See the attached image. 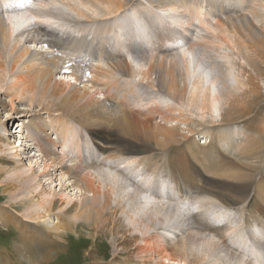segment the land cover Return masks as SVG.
Segmentation results:
<instances>
[{
  "label": "rangeland",
  "instance_id": "obj_1",
  "mask_svg": "<svg viewBox=\"0 0 264 264\" xmlns=\"http://www.w3.org/2000/svg\"><path fill=\"white\" fill-rule=\"evenodd\" d=\"M127 1L128 7L121 11L116 19L109 16L104 20L108 26L112 25L110 30L99 29L101 25L99 23L96 25L91 21L88 23L80 22L81 25L89 26L88 30L91 27V31L84 35V33L81 34L75 30L76 33L72 32L73 37L77 41L79 40L81 45L87 44L78 47L80 51L77 53L69 50L63 51V57L67 62L65 65H61L68 68L72 67L68 65V60L74 56V58L82 60L79 62L84 63L88 68L99 66L108 70L111 59L102 58L98 50L103 45V48L106 47L109 50L108 53L103 54L104 56H111L117 61L123 58L133 67L134 72L130 77L116 75L114 79L109 81L108 85L103 81L102 84L93 88V82L89 84L88 82L82 83L83 80L76 81L75 77L71 76L72 72L56 73L54 80L63 83L58 85L60 89H64L66 92L80 91V94L84 91L87 95L80 102H68L60 99L55 101V105L52 106H49L47 102V111L31 104L27 98L21 99L14 89L9 91L10 93L6 92L5 89L0 91V134H4L5 137L8 136V132H5L7 129L5 125H8L9 130L11 129V137L0 146V148H4L3 150L6 149L4 152L7 155L0 154V157H12L14 163L21 166L18 171H10L1 165L3 160L0 159V187L3 185L2 181L10 183L16 180V174L25 171L29 174L33 171V174L40 176L43 185V187L37 188V193H31V195L30 192L22 190L18 193L12 192L11 187L5 188L4 191L0 188V211H3L2 215L5 216L11 211L23 221L25 220L23 223L25 229H21L23 232H17L11 226L8 227L9 225H3L0 222V264H113L117 258V252L120 253L121 264H125L124 262L127 264L145 263L142 256L137 255L138 246L134 241L130 244L123 243L124 238L129 240L132 238H128L130 234L126 232L121 219L118 221L119 227L117 224L115 227L95 230L97 233L92 228H81L83 222L78 220L75 222L78 235L72 234L70 238L60 237L61 233L67 236L68 227L70 229L72 225L70 221L62 223L66 226L64 231L60 229V225L57 230H51L53 226H56L55 224L64 221V219L58 220L56 213H51L53 216L40 222L30 220V213L38 210L37 205L31 206L30 199L39 194L41 188L46 191L47 195L55 192L64 200L70 199L73 202L81 200L80 191L70 187L71 181H68L67 177L61 176V170L57 171L56 174L52 173L51 176L50 174L44 176L45 160L41 155L42 152L38 151L36 145L34 146L35 143L31 140L32 130L29 127L30 123L40 118L43 119V122L45 119L47 124L45 132L47 134L54 130L55 133L51 136L59 143V147L55 150H57V154L66 156L67 165L79 166L89 172L99 170L96 167L108 168L124 175L126 181L133 184L137 182L134 178V168L129 167V170L134 174L127 170V166H125V171L124 169L121 171L122 169L119 170L114 163L117 159L110 161L106 157L107 155L119 156L129 150H141V156L154 155L157 156L155 159L160 161V166L154 171L146 169L144 172L152 176L151 183L148 184V189L151 192L156 191L159 195L165 193V200L173 202L172 199L176 198L174 193L177 192L175 189L177 184L185 187L188 193L205 192L208 197L216 199L218 204L231 207L230 209L234 214L232 220L230 222H216L210 217H213L216 212L219 213L220 207L214 204L206 205V208H203V217H200L198 214L200 210L190 207L191 200L186 201L185 205H187L180 212L175 209L176 217L179 218V222H176L175 226L181 225L180 222L182 221L185 226L183 231L170 228L168 225L173 224L172 221H164L160 224L162 229L154 231L156 238L166 235V238H161L163 243L173 246L183 240L188 233L197 230L201 234L199 240L203 239L202 241H204L207 238L208 242H212L216 248L220 247V250L223 248L224 251L228 248L240 256L244 255V251L250 250V246L244 242L250 241V231H248L245 214L241 213L240 206L247 203L248 211L254 210L256 206L258 208V205L264 207V200L261 196L264 195V179L263 172L260 171L255 182L257 195L253 194L254 192H251L250 187L253 185L255 173L251 171L249 165H246L248 161L243 155L235 156L237 146L235 143L237 141L239 143L244 142L246 136L254 133L253 131L259 127H264V96H262L264 95V0H169L175 3L169 4L168 7L180 6L176 9V14L181 19H192L198 10L205 14H202L205 20L203 24L195 23L189 27H192L194 35L197 33L202 37L205 36V38H201L204 43L195 39L191 32L192 36L187 39L189 42L191 41L190 46L192 45L191 47L196 49L195 54L198 53L195 55L196 61L202 63L203 68L205 67L207 71L209 70L210 76H215L218 81L220 76L228 74L229 70L234 69L237 75L240 72L245 76L248 87H251L250 90L254 88L259 90L256 92L258 94L256 98H253L256 101L252 103L251 109H244V112L238 110L235 117L230 110H226L222 113V119L219 121H214L209 116L202 118V114L194 109L195 106L182 108L180 112H173L167 101L161 99L165 93L160 89L159 82L161 79H166L165 75L161 78V75L155 71L148 75L145 74L150 66H161L165 73L171 72L173 78L182 84L181 71L186 66L183 59L178 61L172 56L176 49L160 52L153 50L159 47V41H155L156 47L152 44L151 47L146 45L145 48L136 42L135 50H140L141 53L135 56L140 65L137 67L133 63V57H131L135 54L129 55L127 50L122 49L120 52L108 47L109 41L113 46L112 33L117 31L118 23L122 20L125 21L126 16L130 14L135 15L137 12V17L141 18L149 16V20L147 19L149 22L145 19L143 21L152 31L153 25L148 24L153 20L150 13H154L155 6L152 9V5L150 6L144 0ZM58 7L65 10L63 6L59 5ZM207 10L210 15H208ZM68 15L77 20V16L73 12L72 14L69 12ZM63 22L65 21L63 20L61 23ZM33 24V27L43 25V27L53 28L51 26L53 24H41L37 21ZM133 24H136V21ZM207 25L215 27L216 33L208 30ZM124 26H126V31L122 30L121 32L124 35L126 32L131 34L130 31L133 30V26ZM26 29L28 30L30 27L26 26L25 29L17 31L13 40L21 38L18 34ZM100 30H104L106 33ZM26 38L27 36L20 43L19 51L27 49L31 52L47 53L52 50L40 44L24 43ZM82 38L88 40L83 41ZM190 38L195 39V42ZM196 43L200 44V46L196 45L200 49L194 46ZM7 64L9 69L11 62L7 61ZM181 67L183 68L181 69ZM18 69L23 70L24 68L18 66ZM14 78L13 74H8L6 87L10 85L12 89V84L15 82ZM88 78L86 77L84 80ZM221 81L222 79L218 83L219 88L225 87L226 82L222 83ZM240 105L241 103H239L238 108L244 107ZM230 114L233 118L229 119ZM38 115H40L39 118ZM2 128L3 132H1ZM167 132H171L173 137L169 138ZM45 143L48 144V142ZM16 151L21 157L14 156ZM106 151L109 153L104 155L103 152ZM95 164L99 165L95 166ZM232 175L237 176V178L232 177ZM165 180H167L165 187L161 189L164 184L162 181ZM95 182L98 184V179ZM47 195L43 197L45 198ZM156 198L157 200L162 199L158 195ZM42 210L40 211L42 212ZM170 212L171 209L168 213ZM164 217L165 215L157 214V219H161V221L164 220ZM151 221L155 222L154 220ZM196 224L200 226V229ZM228 226L231 227L230 231L221 230V228ZM35 227L40 231L49 233L50 241L40 243L30 238L28 228L32 231V228ZM58 243L66 245L65 253L62 252V246L57 245ZM170 251L168 249V252ZM209 256L213 257V252ZM249 259L256 260L257 263L258 255L250 254ZM160 260L161 258L158 256L153 257L152 263L160 262Z\"/></svg>",
  "mask_w": 264,
  "mask_h": 264
},
{
  "label": "bare ground",
  "instance_id": "obj_2",
  "mask_svg": "<svg viewBox=\"0 0 264 264\" xmlns=\"http://www.w3.org/2000/svg\"><path fill=\"white\" fill-rule=\"evenodd\" d=\"M144 1H147L150 6L152 5V9H154L153 6L156 8L154 13H150L153 20L148 24L153 25L151 28L152 31L148 29L149 27H147V24L143 21V19H145V21L149 22V16L145 18L137 17V12H134L135 15L130 14L129 16H126V20L124 19L125 21L122 20V22L118 23L119 26L117 27V31L112 33L114 39L113 46H111L109 41L108 47H112L114 51L118 50L120 52L122 49L127 50L129 55L135 54L131 57H133V63L137 67H140V65L136 61L135 56H138L141 53L140 50H135L137 46L136 42L142 44L145 48L146 45L151 47L152 44L155 45V41H159V47L153 50L160 52H165V50L169 52L176 49L172 56L178 61L179 59H183L187 68L181 67V69L188 70L185 72L184 70L181 71L183 76L182 84L173 78L170 74L171 72L165 73L163 70L164 68L162 69L161 66H150L151 68L149 67L145 73L148 75L152 73V71H155L161 75V78L165 75L166 79H161L159 82L160 89L165 93L164 97L161 99L165 102L167 101L170 108L173 109V112H180L182 108L185 109L195 106L194 109H197L200 114H202V118L209 116L212 120L219 121L222 119V113L226 110H230L235 117L238 110L244 112V109L249 110L253 107L252 103L256 101L254 99L258 95L256 92H259V90L256 88L250 90L251 87H248L245 76L240 72V75L238 73V76L234 72V69H228L229 73L220 76L217 81L215 76H210L208 72L209 70L207 71L205 67L203 68L204 65L202 63L196 61L195 55L198 53L195 54L196 49L191 47L192 45L190 46L191 41L189 42L187 38L194 35L192 27L189 28L190 26L195 25V23L203 24L205 21L203 18V15L205 14H203L201 10H198V12L193 15L192 19L187 18V20H184L176 14V9H178L179 5L175 8L168 7L169 4L175 2L169 0ZM59 5L63 6L65 10L62 8L60 9V7H58ZM127 7V0H0V91L5 89L6 92H9L14 89L16 94L18 93L17 96L21 99L27 98L31 104L40 107L43 111H47V102L49 106L55 105V101H59L60 99L68 102H80L87 95L84 91L80 94V91L71 90L66 92L64 89H60L58 85H62L63 83H58L54 80L56 73H66V71L72 72L71 76H74L76 81L83 80L82 83L88 82L89 84L93 82V88L102 84L103 81L108 85L109 81L114 79L116 75H127L130 77L134 72L133 67L123 58L117 61V59L111 56H104L103 54L108 53L109 50H107L106 47L103 48V45H101V48L98 50L100 51L99 53L101 55H99L102 58L104 57V59L108 60L111 59L108 70L99 66L88 68L84 63L81 64L79 62L82 60H78L77 58H74V56L68 60V65L72 67H63L67 62L63 57V51L69 50L77 53L80 51L78 47H83L87 44L84 43V45H81V42H78L79 40L77 41L73 37L74 34L72 32L76 33V31H78L85 35V33L91 31V27L90 30H88L89 26L85 23H83L85 25H81L80 22L85 21L88 23L91 21L96 25L99 23L101 24L99 29L110 30L112 29V25L108 26L104 20L109 18V16L116 19L119 13ZM67 12H70V14L73 12L74 15L77 16V20L70 17ZM207 13L210 15L208 10ZM63 20L65 22L61 23ZM35 21L41 24H53L51 25L53 28L43 27V25L33 27V22ZM134 21H136V24H133ZM128 22L130 23L127 24ZM124 25L133 26V30L130 31V33L132 32L131 34L126 32L124 35L121 32L122 30L126 31V26ZM26 26H29L30 29H26L18 34L21 38L13 40L15 33L25 29ZM70 28L72 31L68 30ZM206 28L216 33L215 27L207 25ZM100 31L104 32V30ZM190 32L193 34L191 35ZM26 36L27 38L24 43L40 44L47 46L52 50L47 53L31 52L27 49L19 51L20 43H22V40H24ZM193 37L199 41L201 38H205V36L202 37L197 33ZM195 39L191 40H194L195 42ZM82 40L84 41L86 39L82 38ZM101 41L103 40L101 39ZM197 44L198 43L194 46L197 47ZM198 46H200V44H198ZM197 49H200V47H197ZM7 61L11 62L9 69L7 68ZM18 66H22L24 69H18ZM74 69L75 71H73ZM170 69L168 70L170 71ZM8 74H13L15 77L12 89L10 88V85L9 87H6V77ZM86 77L89 78L84 80ZM221 79L222 83H226L224 84L225 87L219 88L218 83ZM239 103L244 107L238 108ZM39 116L40 115L37 117L39 118ZM228 118L230 119L233 117L230 114ZM5 127L7 128L5 132H8V136L5 137L4 134H0V146L1 144H5V140L11 137V129L9 130L8 125H5ZM29 127L32 130L31 140L35 143L34 146L36 145L38 151L42 152L41 155L45 160L43 171L44 176L46 177L47 174H50L51 176L52 173L56 174L57 171L61 170V176H65L68 178V181H71L72 184L70 187L77 188L81 194V200L79 202H73V200L71 201L70 199L64 200L55 192L47 195L46 191L41 188L40 193L30 199L29 203L31 206H38L36 212L30 213V220L40 222L43 219L46 220L47 217L53 216V213H56L58 220L64 219V221L55 224L56 226H53L51 230H57L60 225V229L64 231L66 226L62 223L70 221L72 223L70 229H74L70 230L68 227L67 236L64 233H61L60 235V237L64 236L70 238L72 234L78 233L77 228H75V222L78 220L83 222V225L80 226L81 228L87 229L88 227L95 231L112 226L115 227L117 226L119 219H121L126 232L130 234L128 238H132V240L124 238L123 243L130 244L134 241L138 246L136 249L137 255L142 256V259L145 262L144 264H153L152 259L156 256L160 257L161 260L154 264H264V207L258 205V208L256 206L254 210L248 211L247 203L240 206L241 213L245 214L251 238L250 241H244L245 244L250 246V250L244 251L243 256L237 255L236 252L231 251L228 248L224 251L223 248L220 250V247L216 248L212 242H208L206 240L207 238L204 241H202L203 239L199 240L201 234L200 231L197 230H195L196 232L188 233L179 243L169 246L163 243L161 239L166 238V235L164 234L161 238H156L154 231L162 229L160 224L164 221H172L173 224L168 225L170 228L183 231L185 226L182 221L180 222L181 225L175 226L176 222H179V218L176 217L177 212H175V209L180 212L187 205H185L186 201L191 200V206H189L200 210L198 213L200 217H203V208H206V205L214 204L220 207L221 210H219V213L216 212L213 217H210L211 220H215L216 222H230L232 220L231 218L234 216L231 211L232 209H230L231 207H225L218 204L216 199L208 197L205 195V192H199L200 195L198 193L195 194V192L188 193L185 187L177 184L175 186L177 192L175 191L174 193L176 198L172 199L174 203L165 200V193L159 195L156 191L151 192V190L148 189V184L151 183L152 176L149 174L147 175L144 172L146 169H148V171L151 169L154 171L160 166V161L156 160L155 157L157 156L154 155L141 156V150L125 151L119 156H109L107 155V153H109L108 151L103 152L104 155H107L106 158L110 159V161L117 159L114 163L119 170L122 169L121 171H123L124 169L125 171V166H127V170L130 173H133L129 170V167L134 168L135 174H133L137 182H134L133 184L128 183L124 175L108 168L96 167V169L99 170H95V172L91 171V173L79 166L67 165L66 156L57 154V150H55L59 147V143L51 136L55 133L54 130L48 134L45 132L47 129L45 119L44 122L42 118L36 119L30 123ZM1 132H3V128ZM253 132L254 133L246 136L245 141L242 143L235 140L238 142L235 143L237 145L235 156H238L239 154L243 155L248 161V164L246 165H249L251 171L255 173V179H253V185L250 189L251 192H254L253 194H256L255 182L260 171L263 172L264 179V127L261 126ZM167 133L169 138L173 137L171 132ZM45 142H48V144ZM3 149L4 148H0V154L7 155L4 152L6 149ZM104 149L106 148L104 147ZM14 156L17 158L21 157L17 154V151L14 153ZM0 159L3 160L1 165L10 171H18L21 167L14 163L12 157L7 158V156H5L0 157ZM97 165L99 164H95V166ZM33 173V171L31 174L27 171L23 173L20 172L16 174V180L11 181L10 183L2 181L3 185H1L2 187L0 188L4 191L5 188L11 187V191L15 193L22 190L24 192H30V195L31 193L35 194L37 193V188L43 187V185L42 180L39 178L40 176ZM232 177L237 178L235 175H232ZM96 179L99 181L98 184L95 182ZM162 182H164V184L161 186V189L165 187L167 180ZM154 193L156 195H153ZM44 195L47 196L44 198ZM157 195L162 197V199L157 200ZM259 196L260 195L258 194V197ZM261 196L264 200V195ZM4 197H6V195H4ZM41 209H43L42 212L40 211ZM169 209H171L170 213H168ZM2 214L3 211H0L1 224L6 226L9 225L8 227L11 226L16 229L17 232H20L21 229H25V226H23L25 220L23 221V219L17 214L12 213L11 211L10 213L5 214V216ZM157 214L162 216L165 215L164 220L161 221V219H157ZM181 218L184 217L181 216ZM151 220H154L155 222H152ZM156 221L161 222L157 223ZM30 226L34 227L33 225ZM119 226L120 223L118 224V227ZM197 227L200 229V226ZM36 228L37 227L32 228V231L28 228V233L30 234L29 237L40 243L49 242V233L40 231ZM221 230L228 232L231 230V227H223ZM95 232L97 233V231ZM57 245L62 246L63 253L66 252V245H61L60 243ZM168 249L171 251L168 252ZM171 252L172 254H169ZM212 252L213 257L209 256ZM250 254L258 255L257 263L255 262L256 260L249 259ZM119 255L120 253L117 252V258L113 264H121V258ZM253 257L256 259L255 256ZM124 263L127 264L126 262Z\"/></svg>",
  "mask_w": 264,
  "mask_h": 264
}]
</instances>
